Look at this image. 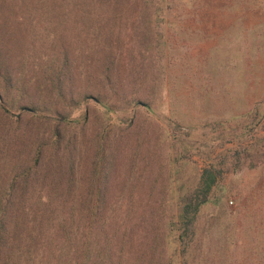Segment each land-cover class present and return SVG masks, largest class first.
Returning <instances> with one entry per match:
<instances>
[{"label": "rangeland", "instance_id": "obj_1", "mask_svg": "<svg viewBox=\"0 0 264 264\" xmlns=\"http://www.w3.org/2000/svg\"><path fill=\"white\" fill-rule=\"evenodd\" d=\"M115 3L100 7L103 17L99 15L97 24L102 32L93 43L98 46V63L110 53L116 59L115 84L106 86L115 106L108 111L105 106L84 101L89 107V121L82 129L76 128L77 141L82 145L81 174L88 175L97 137L105 143V154L112 162L107 195L111 203L126 196L122 210L133 207V223L139 213L148 211L147 202L157 208L158 198L176 196L170 183L198 176L213 164L225 172L220 194L229 207L237 209L239 195L264 184V0L214 3L203 9L211 13L206 16L196 11L201 6L182 7L180 15L167 13L162 22L151 17V24L134 13L136 0L127 4V14L120 16L118 7V15L110 18ZM27 4L19 2L11 8L26 12L8 18V29L14 32L3 33L4 51L11 56L7 65L17 72L27 71V78L36 71L39 75L47 54H56V46H62L63 51L70 46L77 79L68 85L73 84L76 91L84 89L85 76L90 72L85 70L89 52L83 49V40L95 36L88 35L93 21L85 12L95 8L81 7L77 14L61 19L57 13L62 9L50 2L44 4L46 16H41L42 5L27 8ZM159 42V47H151ZM25 56L29 57L24 61ZM102 78L100 73L94 82L99 81V87L104 88ZM37 86L33 79L24 97L50 100L46 93L39 95ZM5 99L23 100L17 90ZM61 106L72 110L70 105ZM1 112L0 182L4 184L20 157H27L21 134L27 126L37 129L39 123L26 119L28 124L17 127ZM252 144L259 154L250 159L243 152V163L238 164L236 151ZM251 163L256 167L250 168ZM172 210L169 204L159 209L165 213ZM213 210L211 205L203 207V223ZM135 234V248L142 241H154L143 229Z\"/></svg>", "mask_w": 264, "mask_h": 264}, {"label": "trees", "instance_id": "obj_2", "mask_svg": "<svg viewBox=\"0 0 264 264\" xmlns=\"http://www.w3.org/2000/svg\"><path fill=\"white\" fill-rule=\"evenodd\" d=\"M19 2L28 3L27 8L42 5L41 16L48 14L44 4L50 2L51 6L62 9L57 13L61 19L77 14L81 7L95 8V11L85 12L93 21L87 29L88 35L95 36L83 40V49L89 52L85 70L90 72L85 76L84 89L76 91L73 84L68 85L69 81L77 79L70 46L66 51L61 45L56 46V54H47L41 64L44 72L39 75H35L36 71L27 78V71L17 72L7 65L11 56L4 51L3 33L10 31L8 18L20 17L26 12L11 10ZM129 2L131 0H0L1 115L9 123L16 122L17 127L28 124L27 120L39 123L37 129L27 126L21 134L26 142L27 157L19 156L22 160L13 166L10 180L0 182V264H264V184L249 194L239 195V205L233 209L219 192L223 187L224 169L214 164L206 166L198 176L177 178L175 183H170L176 196L158 198L155 200L157 208L147 202L148 211L139 213L133 223L136 217L133 207L122 210L126 196L111 203L107 195L112 162L105 154V143L97 137L88 175L81 174L82 145L77 141L76 128L82 129L89 121L90 111L84 101L105 106L108 111H113L115 106L106 86L115 84L116 59L110 53L103 63L101 60L98 63V46L93 44L102 32L97 24L99 15L103 17L100 7L115 3L117 8L109 13L112 18L118 15V7L120 16L127 14ZM136 2L134 13L151 24V17L162 22L167 13L180 15L182 7L201 6L196 11L206 16L211 14L203 10L207 5H222L226 0ZM2 22H5L3 27ZM155 46L159 47L160 42L151 45ZM28 57L25 56L24 61ZM100 73L104 88L99 87V81L94 82ZM33 79H36L39 95L46 93L50 100L24 97L30 92L28 86ZM16 90L23 100L5 99V95ZM63 104L70 105L72 110L68 112ZM72 129H75L73 133ZM243 152L250 159L259 154L253 144L243 151L237 150L238 164L243 163ZM249 166L256 167L252 163ZM248 203L251 205L247 206ZM165 204L171 205L173 210L159 211ZM206 205L213 206L214 210L203 223L202 210ZM142 229L144 235L151 234L154 241L151 244L142 241L135 248V232Z\"/></svg>", "mask_w": 264, "mask_h": 264}]
</instances>
